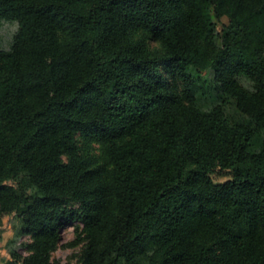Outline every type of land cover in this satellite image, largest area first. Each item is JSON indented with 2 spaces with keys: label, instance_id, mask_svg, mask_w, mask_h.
Returning a JSON list of instances; mask_svg holds the SVG:
<instances>
[{
  "label": "trees",
  "instance_id": "1",
  "mask_svg": "<svg viewBox=\"0 0 264 264\" xmlns=\"http://www.w3.org/2000/svg\"><path fill=\"white\" fill-rule=\"evenodd\" d=\"M224 96L264 130V0H0V224L34 238L0 260L55 264L79 222L82 264H264V148Z\"/></svg>",
  "mask_w": 264,
  "mask_h": 264
},
{
  "label": "rangeland",
  "instance_id": "2",
  "mask_svg": "<svg viewBox=\"0 0 264 264\" xmlns=\"http://www.w3.org/2000/svg\"><path fill=\"white\" fill-rule=\"evenodd\" d=\"M210 14L215 19L213 7H210ZM16 29L14 23H6L1 33V47L7 48L9 40ZM237 79L242 86L249 90H253V82L244 74L237 76ZM224 99L223 110L225 117L230 124L244 123L254 129V137L252 139L250 149L253 152H259L264 148V130L258 129L252 119L242 113L236 105V100L230 96L222 97ZM217 102L216 97H201L198 104L202 109H207L212 104ZM93 154L99 164L105 161L104 153L99 141L93 144ZM67 159V157L65 156ZM230 170H216L212 177L215 182L223 183L231 178ZM13 183V181H9ZM31 195L37 194L35 189H30ZM79 228V230L76 229ZM82 230V224L74 222L63 231V240L50 252L51 261L55 264H82V253L84 250V241L79 238V233ZM34 238L31 233H24L21 230L20 222L16 215H10L3 219L0 224V257L12 259V251L16 250L23 255L32 253L31 244ZM0 264L3 261L0 260Z\"/></svg>",
  "mask_w": 264,
  "mask_h": 264
}]
</instances>
